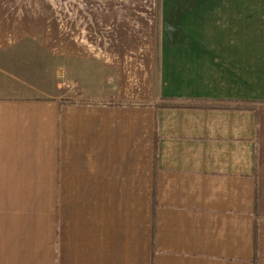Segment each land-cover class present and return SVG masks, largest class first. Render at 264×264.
<instances>
[{"label":"crops","instance_id":"1","mask_svg":"<svg viewBox=\"0 0 264 264\" xmlns=\"http://www.w3.org/2000/svg\"><path fill=\"white\" fill-rule=\"evenodd\" d=\"M0 264H264V0H0Z\"/></svg>","mask_w":264,"mask_h":264},{"label":"rangeland","instance_id":"2","mask_svg":"<svg viewBox=\"0 0 264 264\" xmlns=\"http://www.w3.org/2000/svg\"><path fill=\"white\" fill-rule=\"evenodd\" d=\"M23 45H31V44L28 42H25ZM32 45H34V43Z\"/></svg>","mask_w":264,"mask_h":264},{"label":"trees","instance_id":"3","mask_svg":"<svg viewBox=\"0 0 264 264\" xmlns=\"http://www.w3.org/2000/svg\"><path fill=\"white\" fill-rule=\"evenodd\" d=\"M160 105H166V104L164 103V104H160Z\"/></svg>","mask_w":264,"mask_h":264}]
</instances>
